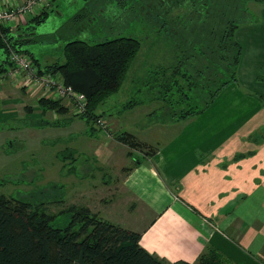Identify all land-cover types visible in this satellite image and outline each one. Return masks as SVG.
I'll list each match as a JSON object with an SVG mask.
<instances>
[{
	"label": "trees",
	"instance_id": "trees-1",
	"mask_svg": "<svg viewBox=\"0 0 264 264\" xmlns=\"http://www.w3.org/2000/svg\"><path fill=\"white\" fill-rule=\"evenodd\" d=\"M57 0H50L32 17L23 29H0V49L6 58L0 63V73L11 65L12 51L30 55L41 73H60L67 85L88 98L87 111L77 115L92 124L103 117L99 109L120 91L127 75L142 49V42L133 36L116 39L100 38L95 43L78 38L92 25L99 22L103 13L115 10L109 30L128 18L139 14L154 26L155 36L167 42L170 52H176L177 67L162 84L166 93L163 99L172 109L170 122L195 118L207 111L219 95L230 85L239 84V67L243 48L236 39L237 31L248 22L251 2L264 0H86L84 7L51 34H38L36 29L45 23ZM140 3H144L138 7ZM149 3L150 6L147 4ZM124 11H130L129 17ZM179 12V14H176ZM184 12V13H183ZM119 13V14H118ZM20 30H23L20 32ZM64 42V61L45 68L35 54L24 48L32 44ZM194 62V64L192 63ZM185 64L195 68V74L183 72ZM195 65V66H194ZM163 72H167V70ZM155 71L156 75L163 73ZM210 73L212 86L203 89L202 82ZM178 77L189 87L199 89V97L193 101L185 92ZM177 81V82H175ZM174 89L179 93L174 107ZM250 94V93H249ZM254 95L264 105V98ZM171 96V97H170ZM161 97H158L160 99ZM157 99V98H156ZM157 99V100H158ZM43 115L51 111L65 112L68 108L62 100L41 98L38 101ZM133 105V104H132ZM32 128L58 126L57 123L31 120ZM120 142L133 148L144 149L147 144L134 135H118ZM152 152H148L149 157ZM70 158H74L71 155ZM75 159V158H74ZM76 160V159H75ZM63 203L62 201H55ZM69 220L65 226H57V216L47 212L45 203L15 197L0 196V264H190L168 263L147 252L140 245L141 235L118 224L102 219L85 206L72 205L59 213ZM194 264H225L223 255L209 246Z\"/></svg>",
	"mask_w": 264,
	"mask_h": 264
},
{
	"label": "crops",
	"instance_id": "crops-1",
	"mask_svg": "<svg viewBox=\"0 0 264 264\" xmlns=\"http://www.w3.org/2000/svg\"><path fill=\"white\" fill-rule=\"evenodd\" d=\"M25 1L0 0V9L19 6ZM34 16L20 17L2 28L23 29ZM236 39L243 48L239 84L228 86L203 114L171 122L176 128L180 125L176 133L156 143L149 157H134L135 162L127 168L120 184L123 194L133 199L125 203L127 209L113 217L106 216L103 207L101 212L105 211L99 212L103 219L140 234V245L168 263L194 264L212 246L223 255L225 264H264V105L252 95L264 98L261 73L264 70V17L259 28L239 29ZM247 40L249 43L245 42ZM40 99L38 91L23 89L11 79L6 80L0 84V124L18 116L31 121L36 119L33 117L36 113L58 126L78 122L77 117L49 120L51 112L43 116L36 104ZM130 107L126 105L124 109ZM126 116L125 120H133L130 115ZM83 122L88 128L89 124ZM119 127L116 124L115 128ZM29 128L37 130L30 125ZM142 128L138 135L128 134L142 137L148 147L153 145L147 140L154 134L152 129L163 137L164 130L157 125ZM86 150L92 154L91 161L99 163L106 146L92 143L76 149L73 156L76 160L80 155L85 157ZM114 155L119 158L118 153ZM68 173L61 182L66 192L72 186L66 181L72 176ZM77 179L76 189L88 184L84 182L89 179ZM120 190L118 194L122 196ZM107 192L110 191L107 189ZM133 206L135 214L131 212ZM141 209L152 218L139 213ZM133 217L134 221L143 223L142 228L132 224Z\"/></svg>",
	"mask_w": 264,
	"mask_h": 264
},
{
	"label": "rangeland",
	"instance_id": "rangeland-1",
	"mask_svg": "<svg viewBox=\"0 0 264 264\" xmlns=\"http://www.w3.org/2000/svg\"><path fill=\"white\" fill-rule=\"evenodd\" d=\"M85 4L86 0H57L53 8L55 11L51 13L42 26L36 29V33L51 34L57 31ZM147 4L150 6L149 3ZM142 5L144 3H140L138 7ZM247 6L250 9V14L247 17L249 24L243 25L240 30L251 27L259 28L263 24L264 2H251ZM113 12L116 11L110 8L103 13V18L101 17L99 22L106 24L102 25L104 28L100 24H95L78 36L79 39L91 43L99 41V37L105 39L104 36L109 39L133 36L142 42V49L133 62L122 88L99 109L100 114H105L103 117L97 118L92 124L88 123L89 127L86 128L85 123L75 113L73 101L63 98L61 99L62 103L68 108V111H51L48 119L63 121L64 119L77 117L79 119L76 123L77 126L73 124L52 125L51 127L32 130L29 128V121L25 120L23 116H18V119H10L7 123L0 124V196L5 195L28 201L44 202L47 212L57 216L55 220L57 226L67 224L69 217L66 214L59 215V213L72 205H87L85 207L98 214L102 219L103 217L99 213L102 210L101 207L106 209V216L109 217L118 216L124 209L126 210L125 203L133 200L129 196L126 197L123 191L120 190L121 180L127 172V168L135 162V159H144L148 152L155 150L156 143H162L166 138H170L180 127V125L177 128L170 125L169 119L172 109L165 104L163 97L166 93L163 91L162 84L170 76L172 69L177 67L178 59H181V57H178L176 52L169 51L167 44L169 41L160 40L157 35L155 36L154 26L149 25L146 18L140 14L136 18H128L130 11H124L128 20H123L122 25H116L115 30H109V26H112L109 25V22H114L113 19H115L112 18ZM176 14H179V12H176ZM245 42L249 43V40ZM64 45V42L54 45L50 42H43L28 45L24 48L31 50L36 58L40 60L42 67L45 68L48 64L55 62L63 63ZM0 54L2 55L1 63L6 55L2 49H0ZM192 63L194 64V62ZM164 68L167 72H163L162 69ZM155 71H162L163 73L156 75ZM195 71L196 69L188 64H185L183 68L184 73L191 75H194ZM261 73L264 75V70ZM206 78L202 82V90L208 83V78V87L222 79L220 77L217 82L212 83L210 73ZM177 81H180L185 92L191 96L190 101L200 96L199 91L202 90L189 91V87L181 77H178ZM173 93L174 107H178L179 110L184 108L177 104L179 93L176 89ZM158 97L161 98L158 99ZM134 102L137 104L130 107ZM36 104L39 107L38 102ZM110 105L113 106L111 110ZM126 105L130 108L124 109ZM20 112V115L24 113L23 110ZM126 115L133 117V120H125ZM40 116L37 113L33 115L37 120L44 119ZM99 119L105 121L104 127L103 124L97 125ZM111 124H113L112 130L110 129ZM116 124L120 126L118 129L115 128ZM153 125L161 127L164 133L161 137L158 131L151 130L154 134L149 135L147 140H151L152 146L148 147L147 145L144 149L133 148L117 139L119 134L123 136L125 133L134 132L138 135L140 129H143L142 127L148 126L147 129H149ZM87 133L95 136L92 137ZM138 140L143 142L142 137ZM11 142H13L12 146L10 145ZM92 143H101L106 146L105 153L99 163L91 161L90 155L92 154L87 150L83 153L86 155L85 157L80 155L78 160H75L74 156L75 159L70 158L71 155L76 153V149L86 148ZM115 145L121 148H115ZM108 151H110L109 155L107 154ZM114 153H118L119 158L114 157ZM66 173L72 174L66 180L72 185L68 192L61 185ZM77 178H80V180L89 179L84 182L88 183L84 184L85 188L76 189ZM107 189L110 192H107ZM119 190L122 196L118 194ZM57 200L63 203H56ZM134 208L135 206L131 207L132 213L135 212ZM140 211L142 212L139 213H146L149 219L152 218L144 209ZM125 218L128 217L125 216ZM134 220L133 217L131 222L136 224V228L143 227L141 221Z\"/></svg>",
	"mask_w": 264,
	"mask_h": 264
},
{
	"label": "built area",
	"instance_id": "built-area-1",
	"mask_svg": "<svg viewBox=\"0 0 264 264\" xmlns=\"http://www.w3.org/2000/svg\"><path fill=\"white\" fill-rule=\"evenodd\" d=\"M50 0H26L22 5L2 7L0 9V29L8 24L15 23L20 17L37 15ZM9 61L10 67L0 73V84L8 79L17 83L21 88L38 91L41 98L60 100L68 98L75 104V113L83 115L87 111L88 98L66 84L60 73H41L35 60L28 54L12 51ZM97 125L104 127V120L99 119Z\"/></svg>",
	"mask_w": 264,
	"mask_h": 264
},
{
	"label": "bare ground",
	"instance_id": "bare-ground-1",
	"mask_svg": "<svg viewBox=\"0 0 264 264\" xmlns=\"http://www.w3.org/2000/svg\"><path fill=\"white\" fill-rule=\"evenodd\" d=\"M17 27H18V24H17Z\"/></svg>",
	"mask_w": 264,
	"mask_h": 264
}]
</instances>
